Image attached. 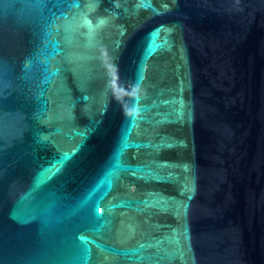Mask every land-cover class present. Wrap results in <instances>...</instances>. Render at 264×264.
<instances>
[{"label": "water", "instance_id": "obj_1", "mask_svg": "<svg viewBox=\"0 0 264 264\" xmlns=\"http://www.w3.org/2000/svg\"><path fill=\"white\" fill-rule=\"evenodd\" d=\"M0 264H264V0H0Z\"/></svg>", "mask_w": 264, "mask_h": 264}]
</instances>
